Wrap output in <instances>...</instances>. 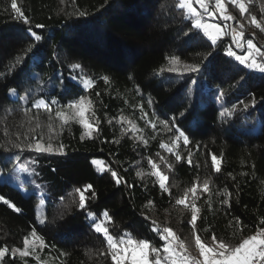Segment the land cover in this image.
Instances as JSON below:
<instances>
[{
  "label": "trees",
  "instance_id": "obj_1",
  "mask_svg": "<svg viewBox=\"0 0 264 264\" xmlns=\"http://www.w3.org/2000/svg\"><path fill=\"white\" fill-rule=\"evenodd\" d=\"M246 1L251 15L264 18V0ZM17 3L29 24L16 18L11 0H0V144L11 147L42 137L57 151L6 153L0 148V195L20 209L0 201V248L10 250L2 264H39L37 255L45 264H114L110 255L99 254L107 245L92 227L90 213L105 219L107 212L110 234L148 239L161 255L164 241L156 228L171 227L192 250L191 213L175 201L193 182L205 179L210 192L196 201L201 209L196 232L203 239L210 241L214 232L235 246L264 226V73L226 55L229 36L212 45L193 29L179 0ZM232 7L227 4L243 25L245 40L253 39L264 51V31L249 22L248 13L240 17ZM232 48L243 55L247 46ZM193 65L200 70L185 71ZM85 79L93 81L91 88L84 87ZM81 95L88 98L86 118L95 128L83 139L81 124L72 120L61 127L55 116L56 110L69 113L64 105ZM53 98L59 103L52 105L49 120V112L34 104ZM225 108L231 116L220 115ZM173 116L189 136L187 146L182 140L174 146L175 132L162 123L169 120L171 127ZM213 154L222 160L219 173ZM149 157L163 167L168 191L160 188ZM87 185L92 188L84 193L86 207L80 208L76 190ZM226 198L229 203L222 204ZM33 229L43 238L42 249L30 235ZM26 236L35 252L13 256L11 249H22Z\"/></svg>",
  "mask_w": 264,
  "mask_h": 264
},
{
  "label": "snow or ice",
  "instance_id": "obj_2",
  "mask_svg": "<svg viewBox=\"0 0 264 264\" xmlns=\"http://www.w3.org/2000/svg\"><path fill=\"white\" fill-rule=\"evenodd\" d=\"M228 3L239 9V14L241 17H244L245 13H248L250 16L249 22L255 25L257 28H260L261 31H264V18L258 20L255 15H251L246 4V0H180L179 7L181 9H187L188 14L194 21L193 29H195L198 33L202 31L203 36L206 37L212 45H216L218 41L222 42V37L224 36H231V42L236 48H244L246 43L247 49L245 54H237L233 50L232 44H230L225 48L226 55L228 57H234L236 61L248 69L257 70L260 73H264V51H262L260 47H257V45L253 42V39H247L246 41L244 40L245 33L243 31L242 24L238 30L235 27H222L220 23H209L208 20L205 19V17H214L217 15V13H219V16L224 21L235 20L236 17L228 12ZM194 4L198 5L202 11H197V8L193 6ZM210 4L213 6L209 7ZM11 9L15 12L17 19H21L25 24L30 23L28 17L24 15L21 7L18 6L17 0H11ZM80 15H84V13H80ZM36 27L42 28L43 25H36ZM29 32L31 33V28H29ZM32 35L36 41L41 40V36L36 35L35 33H32ZM73 67L79 68L80 65H74ZM200 67V65H193L186 68L185 71L189 73H196L200 70ZM168 71L176 72L177 69L169 68ZM83 85L85 88H91L93 86V81L91 79H85L83 81ZM10 91L15 94L16 90L12 89ZM97 95L99 94L97 93ZM22 99L25 103H27L26 98ZM87 100L88 98L86 96L81 95L78 99H73L64 105V107L67 109L75 110L71 115L64 110L55 111V116L61 121V127L69 125L70 121L72 120H76L83 126L84 132L81 134L82 139L84 136L91 135L93 131H95L94 125L90 123L85 117V102ZM58 103L59 101L54 98L51 99L50 102H46L45 99H39L35 101L34 107L37 109L43 107L49 112V120H51V112L53 110L52 105H56ZM149 103L151 104L152 101H149ZM240 103H243V101H240ZM233 107L235 108V106ZM247 107L248 105L244 104V108ZM225 114L229 116L232 115V113L227 108H225L220 113L221 116H224ZM144 115L147 116V113ZM181 115L183 116V113H181ZM170 119L172 122L171 127H169V120H164L162 123L166 128H168L169 132H175V141H173V145L175 146L176 142L182 140L183 144L187 146L190 143L189 136L185 134L184 130L176 125L175 116L171 117ZM147 122L150 123L153 128L156 127L154 122ZM48 127L49 132L51 133V123ZM42 139V137L41 139L34 138V143H12L11 147H5L3 144H0V148H4L6 153L11 152L13 149H19L21 152L28 150L37 154L53 153L54 151H57L53 148L51 143L47 145L42 143ZM144 143L147 144V141L145 140ZM63 147V144L59 145L60 154H63ZM161 147L166 148L169 152H173V147H169L168 144H161ZM197 147H199V145H197ZM189 157H191V153H189ZM160 159L163 160L164 158L161 157ZM175 159L176 161H180L181 156L176 154ZM211 160L215 172H221L222 160L215 154L211 156ZM149 163H151L152 168L155 169L154 175L158 178L160 188L164 191H168L166 186L168 176L160 170L159 166L154 161H152L151 157H149ZM188 163L191 164V159L188 160ZM171 167L172 166L169 165V168ZM0 175H2V173H0ZM112 175L113 177H116L117 173L112 172ZM228 175L232 176L231 173ZM232 179L235 180V177H232ZM91 188L92 185H87L84 190H76L80 193V208L86 207L87 201L84 193ZM208 192H210V188L209 181L207 179H205L202 183L193 182L192 186L184 192V195L175 201L177 205H184L185 208L191 213L189 224L192 226V234L194 237L195 247L198 249V257L193 256L189 252L185 242L179 239L171 227L154 229L159 232L160 239L164 241L162 244L163 255H161V248L153 246L148 239H132L127 236V234L117 238L110 234L109 229L105 226L106 222L111 220V217L107 212L103 213L105 219L92 218V214L90 213L89 217L92 219V227L97 233L103 234L107 245V251H101L99 253L100 256L103 257L110 255L111 260L114 261V264H126V262L127 264H264V226L258 227L253 234L242 238L235 246L226 242L224 239L218 238L214 232L210 237V241L203 239L200 234H197L196 226L197 220L200 219L199 214L201 209L197 207L196 201L199 199L200 195ZM92 195L94 196L95 193L93 192ZM224 195L227 197L231 194L225 193ZM0 201L8 204L11 208L15 209V211H20V209L17 208L15 204L10 203L2 195H0ZM221 203L227 204L229 203V200L226 198L222 200ZM43 222L44 221H41V223ZM234 222L237 225V230L243 229V225L241 224L239 217H235ZM261 224L264 225V219L261 220ZM30 235L31 237H34L36 240L40 241L41 249L46 246L44 244L43 238L37 235L35 229L32 230ZM30 248V240L29 237L26 236L23 240V248H12L11 254L15 256L17 253H19L20 256L27 257L35 252L34 248H32V251L30 252ZM9 251L10 250L7 246L0 248V264H2L6 254H8ZM35 259L39 262V264H45L44 261H41L38 255L35 256Z\"/></svg>",
  "mask_w": 264,
  "mask_h": 264
},
{
  "label": "rangeland",
  "instance_id": "obj_3",
  "mask_svg": "<svg viewBox=\"0 0 264 264\" xmlns=\"http://www.w3.org/2000/svg\"><path fill=\"white\" fill-rule=\"evenodd\" d=\"M179 2H180V0H179ZM246 4H247V1H246ZM194 7H196L197 8V11H202L200 8H199V6L198 5H193ZM213 5L212 4H210L209 5V7H212ZM247 6H249V5H247ZM232 8H235L236 10H238L237 12H239V9L238 8H236V7H232ZM183 11H184V13H185V15L186 16H188V17H191L189 14H188V12H187V9H183ZM240 15V14H239ZM241 17V16H240ZM192 19V18H191ZM205 19L206 20H208V22L209 23H220L221 24V26L222 27H225V28H230V27H235V28H237L238 30L240 29V21L237 19V20H230V21H224V20H222V18L219 16V13H217V15L216 16H214V17H205ZM192 22L194 23V21L192 20ZM230 37V39H231V36H229ZM244 40H245V37H244ZM246 41V40H245ZM245 46H247L246 45V43H245ZM237 49H239V50H243L244 51V49L243 48H237ZM245 54V53H244ZM12 93V92H11ZM85 107H86V112H87V105H86V102H85ZM75 110L74 109H70L69 110V114L71 115L73 112H74ZM86 112H85V117H86ZM97 162H99V163H97ZM96 164L98 165V166H100V167H102L103 165H102V163L100 162V161H96ZM161 171H163V167H161ZM154 173H155V169H154ZM121 246H123V245H121ZM32 248V247H31ZM29 250H31V249H29ZM151 258V257H150ZM126 264H127V262H126Z\"/></svg>",
  "mask_w": 264,
  "mask_h": 264
},
{
  "label": "built area",
  "instance_id": "obj_4",
  "mask_svg": "<svg viewBox=\"0 0 264 264\" xmlns=\"http://www.w3.org/2000/svg\"><path fill=\"white\" fill-rule=\"evenodd\" d=\"M253 234V233H252ZM189 252L193 255L198 257V249H196V247H194L192 250H189Z\"/></svg>",
  "mask_w": 264,
  "mask_h": 264
}]
</instances>
